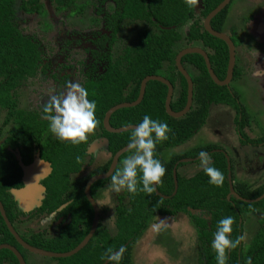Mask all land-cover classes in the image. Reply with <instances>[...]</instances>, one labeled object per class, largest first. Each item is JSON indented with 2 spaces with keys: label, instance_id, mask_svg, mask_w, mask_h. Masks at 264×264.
I'll return each mask as SVG.
<instances>
[{
  "label": "trees",
  "instance_id": "1",
  "mask_svg": "<svg viewBox=\"0 0 264 264\" xmlns=\"http://www.w3.org/2000/svg\"><path fill=\"white\" fill-rule=\"evenodd\" d=\"M146 1L148 0H129L124 6L133 14H139L142 9L146 10ZM203 1L205 3L203 15L206 16L223 0ZM12 2L13 0H0V106L8 110L9 118L14 117L17 121V129L20 132L18 133V138L22 140L25 147L22 154L23 159L26 162L31 161L35 153L38 152L40 154V152H43L42 147L45 145L44 151L47 153L44 158L53 163L54 172L52 176H49L44 181L48 195L44 200L42 209L55 211L67 201L65 197L66 191L74 194V201L66 208V211L72 212V221L50 239H37L35 236L32 241L33 244L46 250L67 252L80 244L89 233L95 214L92 204L84 193L85 178L79 181L81 182L80 185L76 186H73L70 181V173L79 170L81 165L85 163L88 142L76 145L58 138L54 139L51 131H48L50 129L49 122H43L39 118L40 115L38 113L16 109L17 98L10 95L11 90L23 83L26 78L37 75L42 52L38 43L30 36L23 35L11 21V14L14 13L11 8ZM152 2L154 3V0ZM158 2H160L159 11L163 18L161 21L163 25L170 26L183 22L188 16H185L188 10L185 0H158ZM58 3L60 10L73 4L75 9L70 14L82 11L87 5V2L78 4L76 0H58ZM22 7L29 13L41 11L39 6L30 7L23 4ZM189 9L192 13V7H189ZM227 9H223L213 18L212 25L216 30H223L222 26L227 16ZM191 15L193 16V13ZM202 28L203 25L196 20L191 29V37L200 39L212 50L209 52L210 60L216 74L222 79L227 74L229 62L228 44L225 40L212 35ZM176 38H178V34L173 28H161L158 34L146 31L141 32L138 44L128 48L123 58L114 60L113 54L108 53L107 72L102 79L100 78L101 80L91 76V72L88 71L89 77L84 83V88L89 93L88 98L95 100L97 104L96 117L100 121L97 129H102L100 132H103L109 140L110 138L112 139L110 147L113 148L114 152L120 147L129 144L131 130L120 133L107 131L104 127V118L107 111L118 103L137 99L142 80L147 75L159 74L164 60H173L171 46ZM101 43L103 44L104 42ZM124 60H126V63H124ZM183 61H189L193 64L197 72L193 76L195 84L194 105L185 116L173 118L167 113L165 101L168 87L160 81L151 80L147 84L144 99L139 105L120 108L111 117V124L114 127L123 124H139L145 115H149L154 120L166 122L171 127L172 132L168 134L169 139L158 143L156 146V158L160 159L167 168L163 183L158 186L157 192L152 195L144 192L133 195L126 190L124 195L129 197L128 203L119 204L115 209V232L113 233L104 225V214L101 211L99 226L88 244L71 256L53 257L57 260V264H104L106 259H102V256L109 248L119 251L122 247L126 250L120 264H131L134 242L147 229L155 214L176 215L180 211L188 213L193 220L198 242H209L206 250L200 253L198 264H217L216 253L211 247V242L214 239L218 222L225 217H233L235 223L231 238L235 239L240 236V231L243 228V225L240 226L238 224L237 208L247 210L254 205L264 203V199L251 203L244 200H236L238 198L233 197L232 199L235 198L233 201L236 202V205H234L232 199L229 200L227 198V194L230 191L229 169L224 154L220 152L213 153L214 160L211 166L223 172L225 180L222 187L211 184L209 182L210 178L203 168L189 176L182 175L178 171L177 183L175 182L174 167L180 158L183 157L185 159L179 162V167L189 163L186 161H192L197 158L195 156L201 151H209L215 145L196 146L192 150L178 156L165 157L164 153L169 148L187 141L198 131L208 117V107L213 101L232 103L227 100L229 97L228 92L230 91L226 90V87H220V85L215 83L201 54H188L183 58ZM236 73L237 71H235V75ZM179 76L181 79L180 90L171 104L175 111L182 110L185 107L188 95L187 80L181 72H179ZM45 128H47L48 137L44 139L41 134H43ZM133 153L134 150L126 152L121 157V164L118 168H122V161ZM77 157H79V161ZM105 169L106 166L99 171H104ZM21 175L22 170L16 157L7 156L2 150L0 152V199L6 204L7 214L11 221H14L16 216L15 210L12 204L6 201L4 192L12 180L17 181L15 183L17 187L22 186V181H19ZM110 182L111 178L95 182L93 194L98 189L106 187ZM139 187H142V183ZM174 192L175 194L172 195ZM257 193L258 190L249 189L246 194H241L254 199L260 195V193ZM168 195H171V197L168 198ZM123 198V196L120 197L121 202H123ZM188 207L194 209L205 208L208 212H212L214 216L212 224L208 225L207 221L198 214H192ZM0 227L4 228L8 235L12 237L1 213ZM255 239L257 240L245 253L239 252V246L235 250L230 251L227 264H248L249 260L251 264H264V230ZM6 240L3 238L0 242ZM0 264H20V262L11 250L5 248L0 250Z\"/></svg>",
  "mask_w": 264,
  "mask_h": 264
},
{
  "label": "flooded vegetation",
  "instance_id": "2",
  "mask_svg": "<svg viewBox=\"0 0 264 264\" xmlns=\"http://www.w3.org/2000/svg\"><path fill=\"white\" fill-rule=\"evenodd\" d=\"M49 1L56 4L55 8L59 12H63L65 10L69 9V13L67 15L68 18H73L72 16H75V15L80 14V13L81 14L84 13V11L87 8L88 3H89V0H83V1L76 0V2L78 4H83V3L87 2V5H86V7H84V9L82 11H76L75 13L70 14V12L73 9H75V6L73 4L60 10L58 0H49ZM99 1L102 3H107L109 1L108 3H109L110 10H109V12H106V14H105V18L102 22L103 28L97 29L98 28L97 27L96 30H94L91 33V35L87 36V38H86L87 40H89L93 44L92 48H91V52H92L91 56H92L93 60H92L91 64L87 65V67L85 68L84 73H83L85 78L82 79V82L80 84L84 87V83L89 77L88 71L91 72V76H94L96 79H100V78L102 79L103 76L105 75V73L107 72L106 65L108 63V53L113 54L114 60H116L118 58H123L125 55V52L127 51L128 48H132L136 44H138L139 34L141 32L146 31L148 33L158 34L161 28L162 29L173 28L175 30V32L178 34V38H176L173 41V44L171 46L172 53H173V60H170V59L164 60L163 64L161 65V68H160V73L159 74H150V75L163 76L164 78H166L167 80H169L172 83V85H173V94H172V100H171V104H172V101L175 99L176 94H178V91L180 90V85H181V79L179 76V72L182 73V71L179 69V66L177 65V62H176L177 56L180 54V52H182L183 50H186V49H190V48H201V49L205 50L209 55V52L212 51L200 39H195V38L193 39L191 37V29H192V26L194 25L196 20H198L200 22V24L203 25L202 29L207 30L205 27V19L211 11L206 16L203 15V11L205 9L204 1L199 0L198 6L192 7L193 16L191 15L192 13L188 7L187 13L185 14V16H187V15L188 16L185 18V20L183 22H179L177 24H172L170 26H166V25H163L161 23L163 18L160 15V11H159L160 10V7H159L160 2H158V0H154V3L152 2V0H148L150 3L148 1H146V10L142 9V12L139 14L138 13L133 14L132 12L127 10L126 6H124L126 4V2L129 0H127V1H124V0H99ZM233 1L234 0H231L230 3L225 7V8H228L227 9L228 12H229L230 5ZM15 2H16V0H13L12 5H11V8L14 11V13L11 14V21L12 22H13V19H12L13 15L16 13V9H15L16 6H14ZM260 2L261 3L259 6L261 7V5L264 3V0H261ZM23 4H26L30 7L39 6L41 11L38 10V11H35L36 13H29L23 9V7H22ZM263 8H264V5H263ZM263 8H262V10H263L262 12L264 13ZM17 9L21 10L26 15H30V16L37 15L38 17H40V19L43 20V23L41 24V29L43 30L44 33L51 31V29L54 30L55 27L52 24L53 22L50 20L51 18L49 17V10H47V8L44 7V3L41 0H22L21 4L19 6H17ZM102 11H103L102 9L98 10L99 13H101ZM228 12H227V16H226L225 21H224L223 26H222L223 32H225L224 26H225L226 20L228 19V15H229ZM170 16H171V14H170ZM179 18H181V17H179ZM213 18L211 19V25H212ZM262 20H264V18ZM82 22H84L86 24L89 22H92L94 24V26H95V24L100 26V20L95 18L94 15H91L87 19L83 18ZM242 24H243V22H242ZM14 25H16V24L14 23ZM16 26L22 32L23 35H27L24 33V30H22V28H20V26H18V25H16ZM250 26L252 28L251 30L254 29L255 33L259 34V31H257L259 28V25H255L254 21L251 20ZM212 27H213V25H212ZM183 28H185L184 34H182V32H181L183 30ZM180 29H182V30L180 31ZM126 32L130 33V34H135V36L132 37L134 39V41L130 44L128 43V40H129L128 36L129 35L126 36L124 34ZM120 33H122V37L120 38L122 41V46L124 44H126V46L122 47V52L121 53L119 52L118 53L119 56H118V54L116 52H114V48H115V45L118 41ZM226 34L230 36V38L232 39V41L235 44V68H234L233 76L227 84H218V83L217 84L220 85V87H223V88L226 87V90L233 92V96L236 97V100L234 101L235 102L234 104L233 103H224L222 101H219V102L213 101L210 104V106L208 107V111H209V115H210L211 108L217 107V109H218L221 105H224L226 107V118H228L230 115L231 118L234 120V122L232 123V125L234 127V136L230 137L228 135L223 134L220 130H218V131L216 130L217 134L213 133L215 136H217L216 143L215 142H207V143L202 144V145H210V144L215 145V147L211 148L209 151H205V152L209 153V155L211 156L212 162H213V153H217V152L223 153L225 158H226V161H227V159H230L233 181H234V185H235V189H236L237 193L244 198L252 199V198L243 196L241 193L246 194L249 189L250 190H258L257 194L260 193V195H258L256 198H254V201L259 202V201H262L264 199V136H260L259 134L254 135V129L257 127V124L255 121V116H251V115L253 113V110H255V107H253V106H255V104H253V106H251L252 104L250 102L246 103L248 99H242L240 94H239V92H240L239 89H234L232 86V83L235 82L237 79L241 80L242 78L248 76L246 74H243L244 70H241L239 67V64L242 61L244 62V65H245V58L246 57H244L243 54H246L248 52L247 54L250 57H252V59H253V60L252 59L249 60V63H251L252 65L254 64L255 61L258 63H261L260 67H258L256 70L253 69L254 70L253 74H255V71H258V75H261L260 78L263 81V82H261V86L263 87V93H262L261 97L259 98V100H261V102L256 106V110L261 109L264 113V40L263 39L260 40L261 42L259 41L257 44V40H258L257 35L250 34L251 35V40H250L249 38H247L248 35H247V37H244V36L238 35L236 32H232L231 34L230 33L229 34L226 33ZM27 36H30L39 45V42L37 41L36 38H34L31 35H27ZM101 42H104V43L102 44ZM250 44H252V45L248 46ZM245 45L247 48L244 47ZM228 47H229V45H228ZM88 48H90V47H88ZM39 49L41 50L40 45H39ZM191 53L201 54L199 52H188L182 56L181 64L190 73V75L193 78V76H195V74H196L195 73V67L189 61H183V58L186 55L191 54ZM229 56H230V50H229ZM42 60H43V52H42V59L39 60V68L37 69V73H36L37 75L26 78L23 81V83H21L20 85L16 86L14 89L11 90L10 95H12V97L17 98V108L16 109H23L26 112L38 113L40 115L39 118H41V120L43 122H49L47 119L44 118L45 113L43 112V108H41V110H39V112H38L36 110V109H39L38 107L36 109H34V108H30L29 104H23L26 100V97L29 99L30 95H31L29 90H27V88H28L27 86L30 85V84H28V81L31 82V80L37 78L40 73H46L47 67L42 64ZM124 61H125L124 63H126V60H124ZM228 65H229V62H228ZM212 67H213V64H212ZM245 67L248 68L249 66L248 67L245 66ZM213 69H214V67H213ZM227 70H228V68H227ZM235 71H237L236 75H235ZM245 72H246V69H245ZM215 73H216V71H215ZM226 76H227V74H226ZM226 76L222 79L219 78V76H218V78L220 80H225ZM69 79H73V73H66L63 75V80H64L63 82H66V81L70 82ZM172 79H174V80H172ZM157 81H160V80H157ZM160 82H162V81H160ZM193 82H194V80H193ZM162 83L166 84L165 82H162ZM141 84H142V82H141ZM167 87H168V92H169V86L167 85ZM140 89H141V86H140ZM194 90H195V84H194ZM168 92L166 95V99L168 96ZM139 94H140V92H139ZM143 99H142V101H143ZM135 100H137V99H135ZM187 101H188V95H187ZM130 102H133V101H130ZM193 103H194V93H193ZM193 103H192V106L194 105ZM139 104H137V105H139ZM192 106H191V108H192ZM165 108H166V101H165ZM0 109H3L4 111H2V112L5 113V119L3 122V128L5 130L3 128H0V152L3 150V152L7 156L8 155L15 156L16 159L18 160L19 167L22 170V175L19 179V181H22V186L17 187L15 185V183L17 181L12 180L9 183V185L5 188V192H4L5 193L4 197L6 198V201L9 204L11 203L12 207L15 210L16 216L14 218V221L10 220V218L7 214V208L5 206L6 204L4 203V201L2 199H0V200L3 203L7 217L9 218L12 226L14 227V230L21 237V239H23L25 242L29 243L30 245L41 248V247L37 246L36 244L32 243L35 236L37 237V239L38 238H44L45 240L50 239L51 237L55 236L60 231V229H62L63 227H65L67 224H69L72 221V212L66 211V208L68 207L69 204H71L74 201V196H73L74 194L72 192L66 191L65 197H66L67 201L64 204H62L61 206H59L55 211H48V210L42 209L43 208L42 205L44 203V200L46 199V197L48 195L47 188L45 186L46 184L44 181L49 176H52V174L54 172L53 163L50 160H47L44 158V157H46V153H47L44 151L45 145H44V147H42L43 152H40V154H38V152L35 153L31 159V161L26 162L25 159H23L22 154H23V150L25 147L22 143V140L18 138L19 137L18 133H20V132L17 129L18 128L17 121H16V119H14V117H11V118L8 117V110L6 108H3L0 106ZM171 109L173 111H175L172 108V105H171ZM219 109H218V111H219ZM166 111H167V108H166ZM178 111H181V110H178ZM178 111H176V112H178ZM167 113H168V111H167ZM186 114H184L183 116H185ZM112 115H111V117H112ZM169 115L173 118L183 117V116L177 117V116H173L171 114H169ZM233 116H234V118H233ZM207 120H208V117L206 118L204 124L207 123ZM110 124H111V118H110ZM7 125H11V127L6 129ZM127 125H138V124H135V123L123 124L121 126H116V127H114L111 124L112 127L117 128V129L121 128V127H125ZM104 127H105V129H107L105 126V123H104ZM251 128H253V129H251ZM16 129L18 132L16 131ZM101 130L102 129H100V128L97 129L95 131V134H97ZM128 130H132V129H128ZM252 130H253V133H252ZM48 131H50V129ZM48 131H47V128H45L43 134H41V137L44 139L47 138L48 137ZM107 131H109L111 133H120V132L110 131L108 129H107ZM124 131H127V130H124ZM124 131H121V132H124ZM95 134L90 135L89 141L87 143L85 163H83L81 165L79 170L73 171L70 173V181H71L73 186L80 185L81 182H79V181L83 180L85 178L86 183L84 186V193H85L87 198H88V196L86 193V188H87V184H88L89 180L91 178H93L94 176L107 175L110 172L111 168L113 167V164L115 162V158H116L118 152L120 150H122L125 146L129 145V144H127L123 147H120L117 151L114 152L113 148L110 147L111 142H112L111 138L109 140L108 137H106L103 132H100L97 135H95ZM195 135H196V133L191 138H193ZM52 136L54 139H57V137L54 134H52ZM191 138L188 139L187 141L181 143L178 146H174L172 148H169L170 156H173V155L178 156L179 154L180 155L184 154L187 151L192 150L195 146H197V145L187 146L188 145L187 142H189V140H191ZM219 141H221L220 143H222V144H218L217 142H219ZM129 150L130 149L126 150L125 152H123L121 155H119L117 157V160H116L114 168H113V172L108 174L106 177L97 179L96 181L93 182L90 191H91L92 196L94 197V199L97 202H98L99 191L101 189H98V191H96V193L93 194L92 191L94 189L95 182H97L101 179L111 178V175L115 173L118 166L121 164V157L126 152H128ZM130 155H132V154H130ZM165 157H167V156H165ZM195 157H197L194 159L195 161L194 160L186 161V162H189L186 165L200 161L199 154L196 155ZM184 159L185 158H183V157L180 158L179 161L175 164L174 174H175L176 168L180 172L182 167L186 166L185 164L182 165L181 167L178 166L179 162L184 160ZM227 163H228V161H227ZM32 166H36L37 168L38 167L44 168V170L40 171L39 170L40 168L37 169L40 172L38 173L37 183H36V187H35L36 193H38L40 196H42L41 203L38 206L30 208L29 205L25 202V200L21 201L20 194L21 195L23 194V192L25 191V188L27 186L26 168L32 167ZM105 166H106V169L104 171H99L101 168H104ZM196 172H194V173H196ZM180 173L182 175H184V173H182V172H180ZM174 180H175V177H174ZM109 184L110 183H108L107 186ZM35 191H34V193H35ZM174 194H175V192L172 195H174ZM23 195H24L22 197L23 199H25V197L30 199V196L33 195V192H31L29 195H28V193L27 194L25 193ZM170 197H171V195H168V198H170ZM233 197L237 198L235 195L228 197V194H227V198L229 200H231ZM234 199H232V201ZM88 200H89V198H88ZM119 200H120L119 203L121 204V199L119 198ZM236 200H243V199L238 198ZM254 201L253 202L251 201V203H254ZM22 202H24V204L26 206L25 208H23V206L21 205ZM27 202L29 203V200ZM233 204L236 205V202L233 201ZM98 205L100 207V214H101V211H103V207L99 202H98ZM92 207H93V205H92ZM93 209H94V207H93ZM197 210H200V211L196 214H198L201 218L206 220L208 225H211L212 220H214L213 213L208 212V210L205 208H200ZM237 211H238V224L240 226L243 225L242 231H240V235H244L246 237L245 241H242L241 244L239 245V247H240L239 252L245 253L250 248V246H252V244L255 242V240H257L255 238L261 233V231L264 230V203H261L259 205H254V206L248 208L247 210H245V209L242 210V209L237 208ZM182 212L185 213V211H182ZM182 212L180 211L176 215H178L179 213H182ZM0 213L2 215L1 209H0ZM158 214L161 216L162 215H164V216H176L173 214H160V213H158ZM38 215L42 216V217L44 216V217L40 220L39 219L40 217ZM157 215L155 214V216H157ZM155 216H154L153 220L150 221V224H148L147 229L152 223H155ZM2 218H3L4 222L6 223L3 215H2ZM45 219H47L49 221V223L51 222L50 226H48L47 228H39L38 227V226H40L39 223ZM250 219L254 220V222L257 225L255 228L252 229L251 232L248 233L245 230L244 226L247 227V224H248ZM100 220H101V215H100ZM249 225L251 226L252 224L249 223ZM6 226L9 230V233H11L12 237H10L8 235V232H6L4 230V228L0 227V240L3 238L7 239L6 241H1L0 245L8 243V244H11V245L17 247L18 250L25 257V260L27 261V263L29 264L28 258L31 256V253H35V252H32L31 250L24 247L19 242V240L16 238V236L12 233V231L8 227L7 223H6ZM145 231L143 232V234L145 233ZM143 234L137 238V240L134 242L135 243L134 246L137 244L138 240L143 236ZM44 239H41V240H44ZM41 240H39V241L42 242ZM208 244H209V242L204 243L203 241L198 242V244L196 243L197 248H198V246L200 248L199 252L197 254L198 257L200 256L201 252L206 250V247L208 246ZM2 249H5V248H2ZM2 249H0V250H2ZM6 249H8V248H6ZM41 249H44V248H41ZM36 254H38V253H36ZM48 257H50V256H48ZM104 264H110V262L106 260L104 262Z\"/></svg>",
  "mask_w": 264,
  "mask_h": 264
},
{
  "label": "rangeland",
  "instance_id": "3",
  "mask_svg": "<svg viewBox=\"0 0 264 264\" xmlns=\"http://www.w3.org/2000/svg\"><path fill=\"white\" fill-rule=\"evenodd\" d=\"M41 1L44 3V7L49 10V17L55 27L54 30L51 29V31L44 33L41 29L43 20L40 19V17L37 15H26L21 10H18L17 6L21 4L22 0H16L14 5L16 6V13L12 18L13 22L20 26V28L24 30L25 34L31 35L37 39L41 47V51L43 52L42 64L47 67L46 73H40L37 78L31 80V82L28 81V84L30 85L27 86V90H29L31 95L29 99L26 97V100L23 103L29 104L30 108L36 109L38 107L39 109H36L38 112L41 108H43L50 93H59L66 90V86L69 81L63 82L64 74L73 73V79H69L71 82L81 83L82 79L85 78L83 75L84 70L93 60L91 56V48L93 44L86 38L91 35L97 27V29L103 28L102 22L105 18V14L110 10L109 1L107 3H102L99 0H89L84 13L72 16L73 18H68L67 15L69 13V9L59 12L55 8V3L50 2L49 0ZM260 1L261 0H234L230 5L228 19L225 22V32L228 34L236 32L238 35L244 37H247L248 35L247 38L250 40V34L257 35V44L260 40H264V20H262L264 18V13L262 12L264 3L260 7ZM99 9H102L103 11L99 13ZM91 15H94L95 18L100 20V26L96 24L94 26L92 22L87 24L82 22L83 18L87 19ZM251 20L254 21L255 25H259L257 30L259 31V34H256L254 29L251 30ZM181 30L182 29H180V31ZM181 32L184 34L185 28H183ZM124 34L126 36L129 35V44L134 41L132 37H134L135 34L127 32ZM121 37L122 33L119 34L118 41L114 48V52L117 54L122 52L123 46H126V44L122 46ZM246 45L244 46L245 48H247ZM251 45L252 44L248 46ZM247 53L243 54V56L246 57L245 65L242 61L239 64V67L241 70H244L243 74L248 76L242 78L241 80L237 79L232 83V86L234 89H239V94L242 99L249 100H247L246 103L250 102L252 104L251 106L255 104V106H253L255 107V110H253L251 115L255 116L257 124V127L254 129V135L259 134L260 136H264V113L261 109L256 110V106L261 102L259 98L263 93V87L261 86V82L263 81L260 78L261 75H258V71H255V74H253L254 70L260 67L261 63L256 61L253 65L249 63V60H251L252 57H250ZM245 66L249 67L246 68ZM195 73L197 74L196 70ZM228 95L229 97L227 100L233 103L236 100V97L233 96V92H228ZM219 108V111L217 107L211 108L207 123L198 129L196 135L191 138L189 142H187V146H202V144L207 142L216 143L217 136L213 134H217L216 130H220L223 134L230 137L234 136V127L232 125L234 120L230 115L226 118V107L224 105H221ZM2 111L4 110L0 109V128H3V122L5 119V113ZM10 127L11 125H7L6 129ZM220 142L221 141L217 143L222 144ZM164 156H170V151H166ZM35 167L36 166L26 168L27 186L25 188L26 192H23V194L28 193V195L33 192V195L30 196V199L26 197L23 199L22 197L24 195L20 194L21 201L25 200L30 208L40 205L42 200V196L36 193L35 187L38 173L44 169L38 167L40 168V171H38V168ZM201 168V161H199L182 167L180 172L189 176ZM125 191L126 190H121L119 193L115 192L111 186V182L108 186L99 191L98 202L103 207L104 225L107 226L113 233L116 229L115 209L120 204L119 198L121 196L124 197L121 204H127L129 200V197L124 195ZM28 200L29 203L27 202ZM21 205L23 208L26 207L24 202H22ZM199 211L200 210L193 209L191 210V213L195 214ZM188 216L189 215L187 213H180L176 216H161L159 214L155 216V223H152L148 227L143 236L134 246L131 264H198L199 257L197 254L200 248L199 246L198 248L196 246V243L198 244L196 227L195 224L193 225ZM39 217L41 220L44 216ZM161 220L164 221L162 225ZM50 223L47 219H45L39 223L40 226L38 227L47 228L50 226ZM249 223L252 225L250 226ZM157 225H160L159 230L155 227ZM256 225L257 224L254 220L250 219L247 227H244L249 233L256 227ZM28 261L29 264H57V260L53 257L36 253H31Z\"/></svg>",
  "mask_w": 264,
  "mask_h": 264
},
{
  "label": "clouds",
  "instance_id": "4",
  "mask_svg": "<svg viewBox=\"0 0 264 264\" xmlns=\"http://www.w3.org/2000/svg\"><path fill=\"white\" fill-rule=\"evenodd\" d=\"M185 3L190 8L196 7L199 0H185ZM88 97V91L79 82L71 81L68 82L65 91L50 93L43 106V112L45 113L44 118L49 121L51 133L58 139L72 144L87 143L89 136L95 133L100 124L96 117V101L90 100ZM170 132L172 129L166 122L154 120L149 115H145L142 122L132 128L128 147L130 150H134V154L126 157L122 161L123 167L118 168L111 175V186L115 192L127 190L133 195L140 192L152 195L157 192L158 186L163 183L167 168L160 159L156 158V146L158 143L168 140ZM199 159L204 172L210 178L209 182L217 187H222L225 176L221 170L211 166L212 161L209 153L201 151ZM77 160L79 161V157ZM227 161L229 164L228 179L230 186H233L235 191V193H231L230 188L228 197L235 195L248 202L254 201V199L244 198L237 193L230 159ZM177 172L176 169V176ZM141 183L142 187H139ZM189 209L193 210L194 208L189 207ZM188 217L191 219L190 216ZM163 222L161 220V225ZM191 222L193 223L192 219ZM234 223L235 219L231 216L218 222L214 239L211 242V247L216 253L217 264H227L229 252L235 250L246 239L244 235L235 239L231 238ZM155 227L159 230L160 225ZM125 250L123 247L119 251L109 248L102 259H106L110 264L113 262L120 264ZM248 264H251L250 260Z\"/></svg>",
  "mask_w": 264,
  "mask_h": 264
},
{
  "label": "water",
  "instance_id": "5",
  "mask_svg": "<svg viewBox=\"0 0 264 264\" xmlns=\"http://www.w3.org/2000/svg\"><path fill=\"white\" fill-rule=\"evenodd\" d=\"M230 1L231 0H223L215 9H213L208 14V16L205 19V27H206L207 31L209 33H211L212 35L225 40L228 43V45H229V50H230V56L229 57L230 58H229V65H228L226 79L225 80H220L218 78L217 74L215 73V70L212 67V63H211L210 57H209L208 53L205 50H203L201 48H190V49L183 50L177 56L176 62H177V65L179 66V69L182 71V73L184 74V76L186 77L187 82H188V101H187V104H186L185 108L183 110H181V111H178V112L173 111L171 109L173 85H172V83L169 80H167L163 76H159V75H148L142 81L140 94H139V97L137 98V100H135L133 102H122V103H119L117 105H114L112 108H110L108 110V112H107V114L105 116V119H104L105 126H106V128L108 130L114 131V132H121V131H124V130L132 129V128H134L136 126V125H127L125 127H121V128L117 129V128H114V127L111 126L110 118H111V115L116 110H118V109H120L122 107L135 106V105L139 104L142 101V99L144 98V95H145V92H146L147 83L150 80H160L162 82H165L169 86V92H168V96H167V99H166V108H167V111H168L169 114H171L173 116H177V117L183 116L184 114H186L191 109V106H192V103H193V93H194L193 78L190 75V73L181 64L182 56L184 54L188 53V52H199V53H201L204 56L208 71H209L211 77L213 78V80L216 83H218V84H227L231 80V78L233 76L234 68H235V44H234V42L232 41V39L230 38L229 35H227L223 31L215 30L212 27V25H211V19L214 16H216L220 11H222L230 3ZM128 149H129V147L127 145L122 150H120L118 152L116 158H115V162L117 160V157L119 155H121L123 152H125L126 150H128ZM115 162H114L113 167L111 168V170H110V172L108 174L113 172V168H114ZM107 175L94 176L93 178H91L89 180V182L87 184L86 193H87V196H88L90 202L92 203V205L94 207V211H95L93 223H92V226H91V229H90L89 233L86 235V237L83 239V241H81L80 244H78L74 249H72L70 251H67V252H54V251H49V250H45V249H41V248L35 247V246L30 245L29 243L25 242L23 239H21V237L14 230V227L12 226L9 218L7 217V214H6L5 208L3 206V203L0 200V209H1L2 215H3L4 219H5L8 227L10 228L12 233L16 236V238L19 240V242L24 247H26L27 249L31 250L32 252H35V253H38V254H41V255H45V256H50V257H67V256H71V255L77 253L78 251H80L82 248H84L88 244V242L91 240V238L93 237V235L95 234V232H96V230H97V228L99 226L100 215H101L100 214V207L98 205V202L92 196L90 189H91V186H92L94 181H96L97 179L106 177ZM174 177H175V181L177 183L176 174H174ZM230 188H231V193H235V191L233 189V186H230ZM2 248H8L11 251H13L14 254L17 256L20 264H28L27 261L25 260V257L18 250L17 247H15V246H13L11 244L5 243V244H1L0 245V249H2Z\"/></svg>",
  "mask_w": 264,
  "mask_h": 264
}]
</instances>
